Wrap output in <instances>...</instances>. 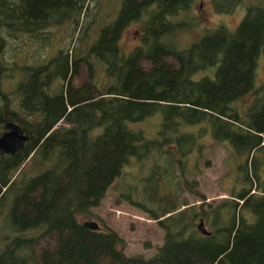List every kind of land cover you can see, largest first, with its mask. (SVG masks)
<instances>
[{"label": "trees", "instance_id": "16d2710c", "mask_svg": "<svg viewBox=\"0 0 264 264\" xmlns=\"http://www.w3.org/2000/svg\"><path fill=\"white\" fill-rule=\"evenodd\" d=\"M89 1L0 0V128L14 121L28 135L18 151L0 153V207L11 194L13 233L0 238V264H264V81L255 84L264 0L248 3L234 30L220 24L184 48L164 37L177 26L172 16L193 0H121L86 48L59 47L23 72L14 65L22 77L10 97L1 87L15 63L6 57L9 39L64 22L73 30L86 24L85 38ZM220 1L212 0L214 9L228 13L244 0H228L225 8ZM141 18L140 43L122 51L124 28ZM249 94V102L241 101ZM157 111L154 139L129 126ZM205 126L215 141L244 156L242 186L229 189L231 196L206 208L171 190L162 194L156 187L164 170L154 159L145 177L148 203L137 204L164 229L153 255L127 254L112 227L84 225L81 216L101 203L131 156L149 158L154 149L162 153L163 143L175 144L183 160L173 158L165 170L177 160L183 175L190 171L187 158L201 145ZM182 188L204 199L196 181L185 178ZM200 218L210 233L199 230Z\"/></svg>", "mask_w": 264, "mask_h": 264}, {"label": "rangeland", "instance_id": "374dc122", "mask_svg": "<svg viewBox=\"0 0 264 264\" xmlns=\"http://www.w3.org/2000/svg\"><path fill=\"white\" fill-rule=\"evenodd\" d=\"M120 1L90 0L88 2L87 14L86 16L84 14L85 17L82 21L84 23L92 21V24L85 38L84 28H86V24L81 22L73 30L72 23L64 22L47 27L37 36L26 35L21 38L9 39L6 47V57L9 62L15 61V63L13 65L12 63L8 64L9 74L6 75L7 78L4 76L1 80L2 89L10 91V97L16 98L13 93L14 88H16V84L22 77L20 71L24 69L26 63L41 60L53 54L59 47H68L77 51L80 48H86L88 43L95 38L96 32L102 23L108 22L110 20L108 18L117 12ZM251 1L253 0H244L231 12L225 13L217 12L213 7L212 0H193L187 9L181 10L172 16V21L177 23V26L168 32L164 39L175 46L184 48L199 39L207 30L220 24L234 30L245 14L246 5ZM227 3L228 0H222L218 4L220 8H225ZM142 20L141 18L132 21L124 28L119 38V46L122 51L126 52L140 43ZM14 65H17L20 71L16 67L13 68ZM255 72V84L259 85L264 81V52L260 53L258 57ZM60 81L61 79L57 80V82ZM74 81L79 83L80 78L75 77ZM252 98V94H249L242 97L241 101L249 102ZM160 125L161 114L159 111L143 120L129 122L131 128L141 129L143 135L150 139L158 136ZM2 127L0 132L4 130ZM198 140L201 145L193 149L188 156L186 166L190 171H187L185 175L181 173V162L177 160L174 161L173 165H170L169 171L165 170V166L173 158L183 160L184 156L181 155L175 144L163 143L162 153L156 155L154 149L149 158L142 159L131 156L130 160L123 166L120 177L115 178L107 188L101 203L92 207L91 213L81 216V219H92L101 225L112 227L124 238L126 242L124 250L127 254H142L146 257L153 255L157 250V245L163 242L164 229L159 225L156 218L151 217L139 205L148 203L144 190L145 177L149 175L151 168L154 166V159L161 164L159 168L164 170L160 184L156 187L159 188V192L163 194L166 190H171L178 193L180 200L187 199L189 204H195L196 206L202 204L206 208L212 207L224 197L231 196L229 189L233 186H235V189L242 186L241 175L243 171L238 167V163L243 160L244 156L234 154L228 143L215 141L208 126H205V129L198 136ZM165 147L173 148V153L164 152ZM195 166H197V169ZM193 172L197 174L194 175ZM185 178L191 182L196 181L197 190L204 195V199L194 197L190 190L182 188ZM254 186L251 191L258 192L257 189H254ZM237 199L242 203V199ZM11 202L12 195L9 194L0 207V238L5 237L7 234H13L8 228L10 227L8 224V209ZM239 213L240 207L236 209L237 220ZM245 213L249 219H252L250 212L245 210ZM204 224L207 229L212 230V226L208 222ZM33 232H38V229Z\"/></svg>", "mask_w": 264, "mask_h": 264}, {"label": "water", "instance_id": "95a60500", "mask_svg": "<svg viewBox=\"0 0 264 264\" xmlns=\"http://www.w3.org/2000/svg\"><path fill=\"white\" fill-rule=\"evenodd\" d=\"M4 127V130L0 133V153H14L24 146L28 135L14 121H7ZM83 223L94 229L100 226L97 221L92 219L84 220ZM198 228L204 234L210 233V230L205 227L202 218L199 219Z\"/></svg>", "mask_w": 264, "mask_h": 264}, {"label": "flooded vegetation", "instance_id": "af4514ba", "mask_svg": "<svg viewBox=\"0 0 264 264\" xmlns=\"http://www.w3.org/2000/svg\"><path fill=\"white\" fill-rule=\"evenodd\" d=\"M1 133V132H0Z\"/></svg>", "mask_w": 264, "mask_h": 264}]
</instances>
